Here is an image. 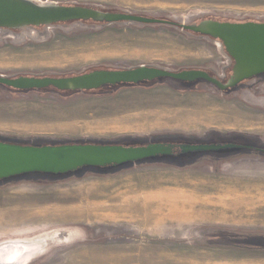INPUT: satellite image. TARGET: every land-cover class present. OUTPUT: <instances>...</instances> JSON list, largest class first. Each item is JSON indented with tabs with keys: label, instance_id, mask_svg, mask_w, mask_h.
<instances>
[{
	"label": "rangeland",
	"instance_id": "374dc122",
	"mask_svg": "<svg viewBox=\"0 0 264 264\" xmlns=\"http://www.w3.org/2000/svg\"><path fill=\"white\" fill-rule=\"evenodd\" d=\"M39 1L191 25L208 19L264 23V0ZM199 14L203 16L197 17ZM23 32L18 34L25 36L20 40L0 32L1 75L69 77L141 65L177 72H219L227 64L226 52L216 41L165 25L90 21ZM236 133L263 135V114L241 95H222L205 82L162 78L73 94L52 89L19 92L0 86V138L29 146H141L178 137L190 139L189 144L222 145L229 139L219 136ZM235 153L208 152L185 167L164 163L107 166L76 171L72 177L70 173H31L2 181L0 241L65 228H80L84 233L83 241L57 246L32 264H264V249L240 240L264 236L262 203L257 204L255 215H250L252 204L246 200L230 203L223 213L213 207L227 198L226 190L243 192L248 186L253 190L254 185L264 184V165L255 155L215 160ZM198 155L182 156L188 162ZM178 156L154 160L175 162ZM168 194L172 198L196 195L215 204L191 210L189 224L173 225L170 221L158 228L153 226L161 222L160 204L140 205L145 213L137 217L132 216L133 209L127 213L119 210L125 206L122 199L135 203L136 198L158 196L159 200ZM94 205L107 211H98ZM109 211L113 216L106 215Z\"/></svg>",
	"mask_w": 264,
	"mask_h": 264
},
{
	"label": "water",
	"instance_id": "95a60500",
	"mask_svg": "<svg viewBox=\"0 0 264 264\" xmlns=\"http://www.w3.org/2000/svg\"><path fill=\"white\" fill-rule=\"evenodd\" d=\"M200 16L203 14L197 15V17ZM90 21L105 25L178 26L202 38L212 39L217 42L222 51L226 52L229 60L234 61L233 76L228 84L223 86L220 81L203 70L177 72L158 66L141 65L129 69L94 70L69 77H57L51 74L22 76L0 74V86L19 92L54 89L62 93H82L97 91L106 86L140 85L167 78L184 83L202 81L223 91L264 73V23H230L210 20L191 25L78 4L62 5L39 0H0V32L6 34L14 33L15 30L50 28L58 24ZM234 148L237 146L232 144L180 146L183 154L217 152ZM172 151V146L163 144L25 146L0 142V180L31 173L58 175L76 172L85 167L134 165L146 159L170 155ZM84 237L80 228H65L31 238L0 241V264H32L53 248L83 241ZM254 245L264 246V239L254 241Z\"/></svg>",
	"mask_w": 264,
	"mask_h": 264
},
{
	"label": "flooded vegetation",
	"instance_id": "af4514ba",
	"mask_svg": "<svg viewBox=\"0 0 264 264\" xmlns=\"http://www.w3.org/2000/svg\"><path fill=\"white\" fill-rule=\"evenodd\" d=\"M203 21H210V20L208 19V20H203ZM203 21H199V22L194 23V24L198 25ZM212 21H216V20H212ZM218 22H221V21H218ZM67 24H72V23H67ZM58 25H62V24H58ZM170 27L182 30L178 26H175V27L170 26ZM40 28H45V27H40ZM182 31H184L188 34L194 35V33L190 32V31H186V30H182ZM20 32L25 33L26 29L15 30L14 33H9V35L13 36L14 40H20L23 37H25L23 35H18ZM23 33H21V34H23ZM197 36H199V35H197ZM199 37L202 38L201 36H199ZM226 58H227L226 59L227 64H226V66L222 67V69L219 72L218 71L212 72L211 69L203 70V71H206L212 78L220 81L223 86L227 85L228 82L230 81V79L232 78L233 68L235 65L234 61H230L227 56H226ZM207 84H209V83H207ZM209 85L213 86L216 90L221 92L222 95H225V94L229 95V94H234V93L241 95V97H244V99L252 105L253 109H256L257 112L262 113L264 116V73L259 74L257 76H254L248 80H245V81L241 82L240 84H238L237 86H235L234 88L226 89L223 91L219 90L214 85H211V84H209ZM259 115H257V116H259ZM219 137L229 139V142L224 143L222 145H229V144L236 145L237 148L230 149V150H235L236 153L233 155L224 156V157L216 158V159L213 158V159H215L217 161H223L224 162V161H229L230 159L235 158L236 156L255 155L259 159L258 161H260L261 164L264 165V134L254 136V135H249L247 133H236V134H232V135L225 136V137H222V136H219ZM150 144H163V145H167V146H172L173 151L170 155H161V156H157V157L171 158L173 156H178V155H180V156H178V158L175 162H169L170 161L169 159H168L169 161L167 160V161L156 162L154 159H156L157 157H154V158L143 160L141 162H138V164H134V165L164 163L167 165L172 164V165H175L177 167H185V166H188L190 164H195L196 162H198V160L200 158L206 157L207 153H208V152H199L198 153L199 155L195 159H192V160L188 161L187 163H181L184 159V157L182 155H185V154L182 153L180 146H182V145H205V144H202V143L183 144L181 142H176L174 138L169 139L167 141L151 142ZM146 145H149V144H146ZM141 146H145V145H141ZM134 165L133 164H125V165H122V168H124L126 166H134ZM90 169H94V168L85 167V168L80 169L77 172L81 173L84 171H88ZM77 172L70 173L69 177L75 176L77 174ZM263 239H264V236H258V237L252 236L250 238H243L240 240L245 241V243H247L248 246H251L254 248H259V249H264V246L254 245V241L263 240Z\"/></svg>",
	"mask_w": 264,
	"mask_h": 264
},
{
	"label": "crops",
	"instance_id": "0c3cea01",
	"mask_svg": "<svg viewBox=\"0 0 264 264\" xmlns=\"http://www.w3.org/2000/svg\"><path fill=\"white\" fill-rule=\"evenodd\" d=\"M142 183L146 184L148 182L146 181V182H142ZM157 184H159V183H155V185H157ZM151 185H153V184H151ZM253 187L254 188L256 187L255 188L256 193H252L254 189L251 190L250 186H248L247 188L241 187V188H244L245 191L243 189L242 190H243V192L245 194L243 192L240 193L239 191H236V190H233V191L226 190V191H224V192H227L228 191L227 192L228 194L227 193L225 194L227 198L226 199L221 198L222 201L219 200V202H218L219 205L218 204L214 205L215 203L214 202H211L209 199H203L201 197L199 198V197H196V195L189 196V197L188 196H178V195H175L174 198H176V199H174V198H172L173 197L172 194H168L167 196H169V198L167 196H164V197H162V199H159V200H156V198H155V197H158V196H152V197L151 196H146L145 200L144 199L143 200H139V199L136 198V201H134L135 203H131L133 201L130 202L128 200L122 199L123 197H121V196L120 197L117 196L116 199L119 200L121 198L123 200L122 202L125 205L128 204L126 207L124 206V207H122V208L119 209V210H121V209L124 208L121 213H127L129 209H133L134 212H135V213L133 212L134 214H132L133 217H137L140 212L143 213L142 210H144L145 208H141L140 209L139 208L140 207V203H141V205H152L154 203L160 204V206H162L161 207V210H163L162 211L163 214L161 215V222H159L157 225L153 226V228H158V227H161L163 225L170 224V221H172L173 225H179V224L182 225V224H187V223L189 224V222L191 220L188 218V215L192 212L191 211L192 209L193 210H196L197 207L199 205H201V204H202V206L204 208H207L210 205H214L213 207L217 208L220 213H223V211L226 210L227 205H229L230 203H240V204H243V202L246 199L247 202H249V201H250V203L252 201L254 202V203H251L252 204V207L249 210H253L252 211L253 212L252 215H255V214H257L255 211L257 210V207H258L256 204H259V202L260 203L263 202L262 204L264 206V184L263 185H254ZM247 191H248V193H247ZM229 192L232 193V194H230ZM237 192H239V193L237 194ZM239 194L241 195L240 197H239ZM165 197L168 198V199H166L167 202H166V200L163 199ZM248 197H250V198H248ZM240 198H242V199H240ZM256 199H257V201H256ZM177 200H178V202H177ZM142 201H144V203ZM158 202H161V203H158ZM222 202H224V203H222ZM130 204L131 205L133 204V205L131 206ZM135 204L137 205L138 209H136L137 207H136ZM168 204H169V206H168ZM170 204L171 205L174 204V205L171 206ZM185 204L187 205V207H186ZM177 205H178V207H177ZM93 208L97 209L98 211H102V210L103 211H107L106 210L107 208L104 207V206L94 205ZM172 208L174 209V211L172 210ZM183 209H185V210H183ZM168 210H169V212H168ZM115 214H117V213L114 212V215ZM106 215H112L113 216V212L109 211L108 214H106ZM147 226H149V225H147Z\"/></svg>",
	"mask_w": 264,
	"mask_h": 264
},
{
	"label": "trees",
	"instance_id": "16d2710c",
	"mask_svg": "<svg viewBox=\"0 0 264 264\" xmlns=\"http://www.w3.org/2000/svg\"><path fill=\"white\" fill-rule=\"evenodd\" d=\"M113 12H116V11H113ZM103 70H106V69H103ZM109 70V69H107ZM202 81H199V82H196V83H200ZM195 83V84H196ZM120 86H137V85H117V86H114V87H111V86H106L105 88H118ZM54 90V89H53ZM67 93H71L73 94V92H67ZM219 135H214L213 137H217ZM175 141L176 142H181L183 144H189L190 142V139L188 138H185V137H178V138H175ZM0 142H5V143H10V144H18V145H25V146H29L28 144H19L17 142H13V141H10V140H5L3 138H0ZM62 144H53V146H61ZM33 146H39V145H36V144H33ZM184 157V156H183ZM181 163H187V160L186 159H183V161ZM23 176V175H22ZM22 176H18V177H15V178H11V179H7V180H12V179H17V178H21ZM2 181H5V180H0V182Z\"/></svg>",
	"mask_w": 264,
	"mask_h": 264
},
{
	"label": "bare ground",
	"instance_id": "6f19581e",
	"mask_svg": "<svg viewBox=\"0 0 264 264\" xmlns=\"http://www.w3.org/2000/svg\"><path fill=\"white\" fill-rule=\"evenodd\" d=\"M251 188V187H250ZM256 188V187H255ZM244 190V189H243ZM255 190V189H254ZM261 190V189H260ZM263 190V189H262ZM245 191V190H244ZM228 192V191H227ZM226 192V193H227ZM230 193V192H229ZM236 193V192H235ZM239 192H237V194H238ZM240 193H242V192H240ZM244 193V192H243ZM247 193H248V191H247ZM250 193V192H249ZM253 193V192H252ZM259 193V192H258ZM228 194V193H227ZM230 194H232V193H230ZM245 194V193H244ZM260 194V193H259ZM258 194V195H259ZM249 195V194H248ZM251 195V194H250ZM172 196V195H171ZM232 196V195H231ZM241 195L239 194V197H240ZM120 197V196H119ZM152 197V196H151ZM164 197V196H163ZM168 198H169V196H167ZM166 197V198H167ZM235 197V196H234ZM248 198H250V197H248ZM255 198V197H254ZM258 198V197H257ZM121 199V198H120ZM153 199V198H152ZM174 199H176V198H174ZM223 199H226V198H223ZM238 199V198H237ZM240 199H242V198H240ZM252 199V198H251ZM145 200V199H144ZM166 200V199H165ZM221 200V199H220ZM234 200V199H233ZM244 200V199H243ZM246 200V199H245ZM259 200V199H258ZM222 201V200H221ZM256 201H257V199H256ZM143 203H144V201H142ZM163 202V201H162ZM166 202H167V200H166ZM165 202V203H166ZM177 202H178V200H177ZM250 202V201H249ZM262 202V201H261ZM129 203V202H128ZM140 203V202H139ZM158 203H161V202H158ZM170 203V202H169ZM176 203V202H175ZM180 203V202H179ZM221 203V202H220ZM222 203H224V202H222ZM251 203H254L253 201L251 202ZM263 203V202H262ZM256 204V203H255ZM259 204H260V202H259ZM125 205V204H124ZM128 205V204H127ZM127 205H125V207L127 206ZM131 205V204H130ZM136 205V204H135ZM140 205H141V203H140ZM165 205V204H164ZM171 205V204H170ZM172 205H174V204H172ZM171 205V206H172ZM186 205V204H185ZM184 205V206H185ZM257 205V204H256ZM263 205V204H262ZM132 206V205H131ZM155 206V205H154ZM168 206H169V204H168ZM182 206V205H181ZM225 206V205H224ZM136 207H137V205H136ZM162 207V206H161ZM177 207H178V205H177ZM186 207H187V205H186ZM131 208V207H130ZM140 208V207H139ZM145 208V207H144ZM152 208H154V207H152ZM156 208V207H155ZM164 208V207H163ZM193 208V207H192ZM124 209V208H123ZM136 209H138V207L136 208ZM141 209V208H140ZM147 209V208H146ZM165 209V208H164ZM182 209V208H181ZM145 210V209H144ZM158 210V209H157ZM172 210L174 211V209L172 208ZM183 210H185V209H183ZM193 210V209H192ZM143 211V210H142ZM163 211V210H162ZM144 213H145V211H143ZM155 212V211H154ZM168 212H169V210H168ZM155 213H157V212H155ZM165 213V212H164ZM158 214V213H157ZM244 214V213H243ZM245 215V214H244ZM252 215V214H251Z\"/></svg>",
	"mask_w": 264,
	"mask_h": 264
}]
</instances>
